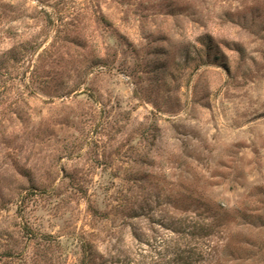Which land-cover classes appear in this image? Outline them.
Instances as JSON below:
<instances>
[{"label":"rangeland","instance_id":"1","mask_svg":"<svg viewBox=\"0 0 264 264\" xmlns=\"http://www.w3.org/2000/svg\"><path fill=\"white\" fill-rule=\"evenodd\" d=\"M264 264V0H0V264Z\"/></svg>","mask_w":264,"mask_h":264},{"label":"trees","instance_id":"2","mask_svg":"<svg viewBox=\"0 0 264 264\" xmlns=\"http://www.w3.org/2000/svg\"><path fill=\"white\" fill-rule=\"evenodd\" d=\"M81 264H91V259L89 258V256L85 252L83 254Z\"/></svg>","mask_w":264,"mask_h":264}]
</instances>
